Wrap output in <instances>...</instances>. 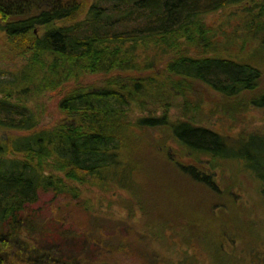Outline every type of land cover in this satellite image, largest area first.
<instances>
[{"label":"trees","instance_id":"obj_1","mask_svg":"<svg viewBox=\"0 0 264 264\" xmlns=\"http://www.w3.org/2000/svg\"><path fill=\"white\" fill-rule=\"evenodd\" d=\"M218 12L231 16L207 19ZM0 32L23 60L0 66V129L16 132L0 142V264H119L127 236L57 227L56 207L95 216L83 186L112 192L128 209L139 204L147 227L128 231H145L135 238L143 243L165 239L174 221L193 219L197 232L216 221L212 206L230 192L212 171L225 163L250 171L264 198V131L206 125L196 98L207 90L223 99L211 100L222 114L249 106L264 114V0H0ZM87 75L106 77L80 84ZM63 88L66 117L43 125L30 102ZM43 193L53 215L38 205ZM67 239L79 250L62 249Z\"/></svg>","mask_w":264,"mask_h":264},{"label":"rangeland","instance_id":"obj_2","mask_svg":"<svg viewBox=\"0 0 264 264\" xmlns=\"http://www.w3.org/2000/svg\"><path fill=\"white\" fill-rule=\"evenodd\" d=\"M229 15L230 13L227 12H218L211 14L207 19L214 20L216 24L225 23L231 16ZM224 29L231 32L233 27L226 23ZM41 31H43V28H41ZM238 36L241 44L243 35L240 32ZM229 37L234 38L236 35L225 36L222 40L226 41ZM22 62L23 60H18L8 51L3 33L0 32V66L13 69L21 65ZM262 68L264 70V64ZM105 77L102 75H87L81 77L79 83L95 85L100 81L102 82ZM262 83L264 84V79ZM65 89L45 92L30 102L36 109L39 120L43 125L53 124L66 117L57 103L60 94L63 91L66 92ZM200 97L203 99L204 106L201 107L204 110L198 111L201 112L199 120L201 119L206 125L222 130L229 135L236 134L244 125L249 130L261 129L264 131V114L262 110L249 106L244 111H239L234 115L222 114L221 106H219L222 104L219 101L223 99L219 94L203 90L198 92L196 98ZM212 99L215 103L219 102L220 104L211 103ZM214 106L217 111L215 108L212 111L209 109ZM142 110L143 108L136 106V113ZM163 110L160 108L158 112L160 113ZM175 113L178 117H185L182 108L178 110L172 108L170 114ZM160 133L155 130L153 136L159 137ZM9 141V137L8 139L0 138L2 143H9ZM166 146L171 154L175 155L177 153L178 144L171 138H167ZM238 166L237 163L234 165L225 163L212 171L215 173L218 185L230 193L228 200L219 199L218 203L215 204L218 206H212L216 221L212 220L208 223L203 220L201 231L193 230L194 223L190 221L193 219L189 221L183 219L179 222L174 221L173 226L169 225L172 228H167L164 231L165 239L154 235V237H148L145 243L138 242L135 238L142 236L145 231L138 233L139 235L137 233L133 234L132 231L129 233L128 225L132 224L135 229L147 227V221L143 218L144 214L140 209V205L132 202L131 209H128L125 204H119L111 196L112 192L102 193L92 185L83 186L82 192L85 197L90 198L94 205L95 216L86 218L84 214L70 211V208L61 206L58 209L56 207V214L59 215L57 227L74 226L89 234L91 238H96L93 233L106 237L114 235V237L123 238L127 236L126 251L128 254L118 262L119 264H264V198L261 193V184L250 171L241 170ZM122 196L127 197L128 194ZM50 199L49 193H43L38 205L43 208L45 214L53 215L55 212ZM131 213L134 216L130 218ZM120 220L123 223L120 224ZM155 226L158 228L160 225L157 223ZM153 229L155 227L150 230ZM143 237L145 236L143 235ZM74 241L75 243L68 239L63 240L64 243L61 248L66 250L69 246L68 248L72 251L79 250V241L77 239ZM87 249V252L93 255V250L90 247Z\"/></svg>","mask_w":264,"mask_h":264},{"label":"water","instance_id":"obj_3","mask_svg":"<svg viewBox=\"0 0 264 264\" xmlns=\"http://www.w3.org/2000/svg\"><path fill=\"white\" fill-rule=\"evenodd\" d=\"M14 133H16L14 130L0 129V138L8 139Z\"/></svg>","mask_w":264,"mask_h":264}]
</instances>
